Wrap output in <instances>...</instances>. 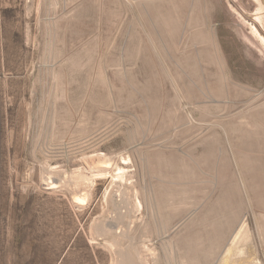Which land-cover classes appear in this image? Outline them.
<instances>
[{
    "label": "rangeland",
    "instance_id": "rangeland-1",
    "mask_svg": "<svg viewBox=\"0 0 264 264\" xmlns=\"http://www.w3.org/2000/svg\"><path fill=\"white\" fill-rule=\"evenodd\" d=\"M256 1L0 0V264H114L96 222L216 264L242 220L264 264Z\"/></svg>",
    "mask_w": 264,
    "mask_h": 264
},
{
    "label": "bare ground",
    "instance_id": "bare-ground-1",
    "mask_svg": "<svg viewBox=\"0 0 264 264\" xmlns=\"http://www.w3.org/2000/svg\"><path fill=\"white\" fill-rule=\"evenodd\" d=\"M256 2H257V6H256L255 10L257 11V13H256L255 18L259 22H263V20H264V14L263 13L264 12L261 11V10H264L262 7L263 5L261 4L260 0H257ZM252 29H254L253 31L259 36V38L264 43V38L258 33L257 29L254 26L252 27ZM261 47H263V46H261ZM98 157H99L98 158L99 163H96L98 165L95 166L96 167V175H100V177H103L106 175V173H108V170H109V168H111L112 164L109 163L108 158H106L104 156H102V157L98 156ZM127 160H129V159L124 158L123 162H125V163H123V165L128 163ZM115 169H117L118 171L111 175V183L114 184V186H115L113 191L115 193L118 192L119 197H120L121 194L126 195V193H127L126 192L127 191L126 190L127 189L126 184H127L129 177L126 174L128 172L125 171L124 166L116 165ZM106 177H107V175H106ZM86 181H88L87 175L79 172L77 174L76 184L77 185L78 184H84ZM48 184H50V185L53 184V181H51L50 178H48L47 185ZM121 185H122V188L120 187ZM50 187H52V186H50ZM83 193H84L83 195L81 194V195H78V197H77V199L79 201L81 200V202L83 200L87 199V197H88L87 193H85V192H83ZM112 194L108 195L109 199L112 198ZM108 202H109V200H108ZM110 203H112V202H110ZM137 204H139V202H137L135 205H137ZM121 207H123V205ZM130 209H131V207H130ZM131 211H132V209H131ZM118 214H121V213H118ZM117 217H119V216H117ZM127 220H128V218H127ZM128 222L129 221H127V223ZM107 224L108 225H106L102 222H96V224H93L91 228H92V231L95 232L96 234L98 233L99 235H103V239L106 243V246L108 247L110 252L115 257L114 258V264H160L159 258L157 257V253H156V247L153 246V244L149 245V242H151L152 238H149L146 235L148 233V227L145 228V232L142 235H139L138 237H136V236L134 237L133 235H131V232H130L131 229L128 230V228H130V226H128V228L125 227L127 230H120V228H118V227H115V226L112 227L111 225H109V223H107ZM239 224L240 225L238 226V228L230 234V236L226 239V241H224L225 243L223 245V250H221L219 257L216 259L217 260L216 264H261L260 260L255 256L254 251L252 249L251 250L249 249V251L244 250L243 245L248 243V242L250 243L252 236H251V232H250L247 224H245L244 220H242ZM127 225H129V224H127ZM158 228H162V230H158L159 233H157V235L158 234L161 235L160 232H162L163 228H164L162 221L160 223V227H158ZM263 228H264V226L258 224L257 230L258 231L261 230L260 236H262V238H264V229ZM168 240L165 242H163V240H160V241H162L161 244H162V249L164 251V253H163L164 257L162 258V262H164L165 264H182L183 257L180 254H177L180 251L176 252L177 250L176 251L174 250L176 248L175 246L177 244L175 242H177V241H175V242L171 241L170 242ZM218 240H215V238L209 239L208 247H207V245H205L206 249L208 248L206 250L207 251L206 253H208V255H206V256L204 255V257H202L203 259L196 255L193 258V260L197 263H204V264L208 263L211 255H212V257H213V255L215 256L216 249L222 245L220 242H217ZM210 250H212L211 251L212 254L210 253ZM184 254H185V252H184ZM147 257H149V258H147Z\"/></svg>",
    "mask_w": 264,
    "mask_h": 264
}]
</instances>
